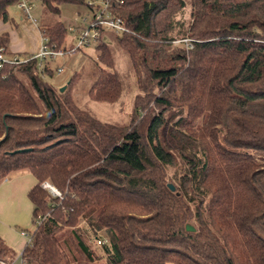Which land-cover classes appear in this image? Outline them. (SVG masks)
I'll return each instance as SVG.
<instances>
[{
    "label": "trees",
    "instance_id": "trees-1",
    "mask_svg": "<svg viewBox=\"0 0 264 264\" xmlns=\"http://www.w3.org/2000/svg\"><path fill=\"white\" fill-rule=\"evenodd\" d=\"M17 1L0 0L1 21ZM109 1L131 28L115 36L137 86L128 122L79 105L37 58L0 69V183L39 180L22 264H264V0H193L188 20L184 0ZM46 33L60 48L66 27ZM104 47L89 95L116 102L125 78ZM10 255L0 236V264Z\"/></svg>",
    "mask_w": 264,
    "mask_h": 264
},
{
    "label": "rangeland",
    "instance_id": "rangeland-1",
    "mask_svg": "<svg viewBox=\"0 0 264 264\" xmlns=\"http://www.w3.org/2000/svg\"><path fill=\"white\" fill-rule=\"evenodd\" d=\"M184 2H186V6L184 9L181 8V12L178 13L177 16L181 18L184 15L188 20L193 7V0H184ZM33 3L36 6L32 10V16L39 21V26H41L42 30L48 31L59 23H62L66 27L64 43L61 46L62 49L68 50L76 45V33L70 31L72 25L75 27L88 26L89 22L92 20V11L85 6L65 3L60 5L59 11H53L42 0H33ZM16 7L17 3L9 9L10 18L14 17L13 19L15 20L11 21L14 29L17 28L16 23L19 22L15 14L17 11ZM84 17H87V21L83 20ZM22 36L27 39L25 34H22ZM115 36V33L107 32L104 34V40L109 44L103 43L101 38L98 44L95 43L89 48L81 49L73 55H57L54 58L49 57L47 59L49 67L54 69V73H45L44 77L48 82L56 84L59 87L67 85L66 89L70 90L76 102L90 109L97 117L116 122H128L130 120V113L133 109V97L137 92V86L135 84V76L131 70L130 55L126 46L127 43L125 44L124 40L117 39ZM181 36L182 35H179V37ZM104 46L112 50L116 59L117 70L125 78V92L116 102L94 100L89 95L91 87L98 77L99 68L101 66L98 61V55L101 53V49H105ZM13 55L16 54H11L8 51L6 56L11 58ZM30 55L31 54H23L19 56L26 59L29 58ZM59 67L63 68V71L60 73L58 71ZM170 126H172V122H170ZM172 173L173 169H169L168 176H171ZM35 225V222H31L26 228L34 229ZM19 254L20 252H18V255Z\"/></svg>",
    "mask_w": 264,
    "mask_h": 264
},
{
    "label": "crops",
    "instance_id": "crops-1",
    "mask_svg": "<svg viewBox=\"0 0 264 264\" xmlns=\"http://www.w3.org/2000/svg\"><path fill=\"white\" fill-rule=\"evenodd\" d=\"M16 8L15 14L19 20L17 28L14 29L11 24L12 20L15 21L14 17L7 22L0 20V33L6 30L9 32L10 43L7 50L11 54H33L42 42L41 26L27 21L19 12L18 6ZM38 182L29 168H21L11 171L0 183V236L11 248V255L5 260L8 264H22L23 251L31 244L21 231L33 230L26 228L34 222V204L29 193Z\"/></svg>",
    "mask_w": 264,
    "mask_h": 264
},
{
    "label": "built area",
    "instance_id": "built-area-1",
    "mask_svg": "<svg viewBox=\"0 0 264 264\" xmlns=\"http://www.w3.org/2000/svg\"><path fill=\"white\" fill-rule=\"evenodd\" d=\"M89 4L92 7V9H90L92 11V20L89 22L88 26L75 27L72 25L70 27V31H74L76 33V45H74L72 48L66 50L62 49V47L56 48L54 45H51L46 31L41 29L42 42L40 47L35 53L31 54L29 58L25 59L17 54L13 55L11 58H8L6 56L8 54V50L5 47H1L0 69H2L7 63L18 64L27 62L33 58L39 59V64L44 68L48 64L47 59L49 57L54 58L57 55H73L81 49L89 48L95 43L98 44V42L107 32H113L116 35H123L125 33L131 32V28L125 23L123 18L112 13L109 0L103 1L101 8L96 6V1H91ZM17 6L19 12L27 21L39 25V21L32 16V10L36 6L33 3V0H18ZM83 20L87 21V17H84ZM183 41H185L187 48L193 47V43L190 38H185ZM175 42L177 43L179 40H176ZM58 71L59 73L62 72L63 68L59 67ZM41 185L53 196H62V192L49 180L43 181ZM39 221L40 217L37 219V222ZM21 234L28 237L29 242L32 243L34 229L31 231L22 230ZM1 263L8 264L5 260L1 261Z\"/></svg>",
    "mask_w": 264,
    "mask_h": 264
},
{
    "label": "water",
    "instance_id": "water-1",
    "mask_svg": "<svg viewBox=\"0 0 264 264\" xmlns=\"http://www.w3.org/2000/svg\"><path fill=\"white\" fill-rule=\"evenodd\" d=\"M66 87H67V85H63V86L60 87V90L64 91L66 89ZM23 150H28V149H23ZM168 186L170 187L171 190H173V191L176 190V186H175L174 183L169 182ZM186 228H187V230H190V231H194L195 230V226L193 224H191V223H187L186 224Z\"/></svg>",
    "mask_w": 264,
    "mask_h": 264
}]
</instances>
